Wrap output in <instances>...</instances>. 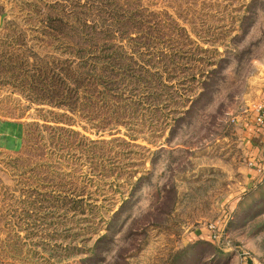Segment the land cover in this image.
Wrapping results in <instances>:
<instances>
[{"label": "rangeland", "instance_id": "1", "mask_svg": "<svg viewBox=\"0 0 264 264\" xmlns=\"http://www.w3.org/2000/svg\"><path fill=\"white\" fill-rule=\"evenodd\" d=\"M75 1L0 0V61L3 54L33 56L39 46L66 41L43 36L49 29L41 20L47 14L87 12ZM92 1L102 7V0ZM110 2L118 5L109 7ZM131 5L145 10L143 20L174 22V31L164 29L163 40L173 38L175 47L159 41L149 50L175 52L171 70L179 82L170 89L177 103L164 108L160 102L159 137L153 135L152 119L135 139L122 133L98 137L77 127L91 139L111 140L101 145L116 151L109 160L99 158L111 165L110 175L78 155L61 169L87 186L92 218L61 210L50 215L41 202L35 209L26 205L31 180L25 171L38 159L36 152L28 144L18 152L0 150V264H240L252 254L264 255V170L250 172L245 159L251 146L246 128L264 98V0H106L103 8ZM47 49L37 53L44 56ZM161 66L150 69L164 80L168 69ZM202 79L203 95L188 103L183 115L180 100L195 98ZM26 94L0 69V118L38 121L36 108L46 107ZM121 132L134 134L123 127ZM120 205L122 211L108 221ZM211 223L220 234L215 241L208 232ZM202 231L207 238L199 237ZM207 239L214 249L195 242Z\"/></svg>", "mask_w": 264, "mask_h": 264}, {"label": "trees", "instance_id": "2", "mask_svg": "<svg viewBox=\"0 0 264 264\" xmlns=\"http://www.w3.org/2000/svg\"><path fill=\"white\" fill-rule=\"evenodd\" d=\"M105 1H101L102 7H96L92 0H86L84 4L76 0L75 5L88 8L81 16L45 15L41 21L49 30L41 34L53 39L63 36L67 40H54L46 45L48 49L39 46L38 51L47 49L44 56L38 51L33 56L25 52L1 55L4 61H0V69L9 73L14 86L26 90L27 99L33 104L46 107L36 108L38 121L23 123L22 145L18 151L27 144L32 145L38 157L25 171L29 174L26 181L31 180L27 185L29 194L25 203L34 209L37 203H45L51 210L50 215L61 210L62 215L72 214V217L94 216V204L89 202L92 197L85 190L87 186L72 180L71 171L62 173L68 165L65 164L68 158L78 155L91 159L89 166L93 170L101 168L104 175H110L111 165L108 167L99 162V158L109 160L110 154L116 151L112 146L101 145L111 140L98 137L104 133H122L135 139L136 134L150 126L146 124L147 119L154 121L150 127H153V135L159 137L160 126L155 123L160 120V102L164 108L177 103L176 95L170 89L174 82H179L171 70L176 67L175 52L149 50L159 41L167 44V49L175 47L173 38L163 40L164 29L174 31V22L143 20L145 10H138L135 5L107 10L103 8ZM110 3L109 7L118 5L117 2ZM94 7L97 13L92 10ZM160 64L168 69V78L164 80L158 72L150 69L151 65L158 68ZM192 81L189 78L185 80L187 83ZM205 83L202 79L195 98L181 96L179 103L185 108L183 115L190 107L187 104L192 105L203 95ZM183 115L174 119L176 124L180 123ZM77 127L98 137L91 139ZM121 127L134 134L121 132ZM56 191L61 194H56ZM122 205L112 212L108 221L122 211ZM195 242L208 244L214 249L215 244L208 239ZM8 246L16 249V242Z\"/></svg>", "mask_w": 264, "mask_h": 264}, {"label": "crops", "instance_id": "3", "mask_svg": "<svg viewBox=\"0 0 264 264\" xmlns=\"http://www.w3.org/2000/svg\"><path fill=\"white\" fill-rule=\"evenodd\" d=\"M252 124L247 126V142L251 144L250 152L246 153V164L251 168L250 172L256 173L255 170H264V126ZM24 124L19 119L0 118V150L10 152L18 151L22 145ZM209 232V231H208ZM205 232H200V238H207ZM240 264H264V255L252 254L248 259L241 260Z\"/></svg>", "mask_w": 264, "mask_h": 264}, {"label": "built area", "instance_id": "4", "mask_svg": "<svg viewBox=\"0 0 264 264\" xmlns=\"http://www.w3.org/2000/svg\"><path fill=\"white\" fill-rule=\"evenodd\" d=\"M253 122L258 126H264V98L259 104L255 106V116ZM257 170H261L260 167ZM208 231L212 241L218 240L220 238V234L216 232V227L214 224L211 223L208 225Z\"/></svg>", "mask_w": 264, "mask_h": 264}]
</instances>
